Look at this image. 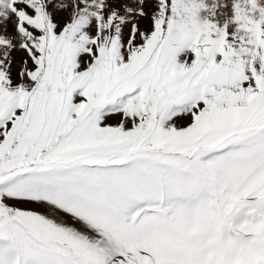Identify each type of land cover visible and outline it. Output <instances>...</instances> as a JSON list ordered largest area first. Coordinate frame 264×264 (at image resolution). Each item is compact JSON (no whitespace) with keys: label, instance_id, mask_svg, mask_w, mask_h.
<instances>
[{"label":"snow or ice","instance_id":"6c2138e0","mask_svg":"<svg viewBox=\"0 0 264 264\" xmlns=\"http://www.w3.org/2000/svg\"><path fill=\"white\" fill-rule=\"evenodd\" d=\"M0 264H264V0H0Z\"/></svg>","mask_w":264,"mask_h":264}]
</instances>
